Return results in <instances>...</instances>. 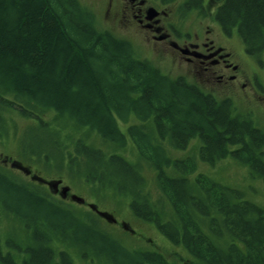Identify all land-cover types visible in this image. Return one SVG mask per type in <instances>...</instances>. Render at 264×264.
<instances>
[{"label":"trees","instance_id":"obj_1","mask_svg":"<svg viewBox=\"0 0 264 264\" xmlns=\"http://www.w3.org/2000/svg\"><path fill=\"white\" fill-rule=\"evenodd\" d=\"M220 1L217 21L226 31L236 30L249 57L259 58L264 0ZM153 58L99 29L94 13L79 0H0V140L8 132L9 113L32 122L28 128L48 132L49 150L33 133L27 140V128L20 153L66 170L93 192L107 188L128 197L134 217L181 245L191 258L187 264H264V209L239 189L203 174L189 180L196 158L172 153L196 140L202 163L230 158L264 190V131L252 117L236 114L229 101L167 77L168 70ZM133 119L140 124L121 129ZM127 146L134 148L136 162L120 154ZM143 167L152 169L161 202L147 192ZM30 194L0 178V202L24 216L27 229L32 225L39 236L63 235L60 241L34 239L29 264L57 256L60 264H74L67 252L54 256L60 242L88 264H170L155 251L127 248L94 223L85 227L78 216Z\"/></svg>","mask_w":264,"mask_h":264},{"label":"flooded vegetation","instance_id":"obj_2","mask_svg":"<svg viewBox=\"0 0 264 264\" xmlns=\"http://www.w3.org/2000/svg\"><path fill=\"white\" fill-rule=\"evenodd\" d=\"M103 5L109 23H115L119 29L136 37L140 43L141 56L154 57L153 61L157 62L159 69L168 70L165 74L167 77L182 79L213 99L229 101L232 105L235 98H243L240 96L249 87L259 100H264L259 95L263 90L261 83L255 76H247L246 69L235 61L232 46L236 45L235 40L238 38L236 30L226 31L217 21L220 0H197L195 3L192 0H103ZM192 17L196 18L191 20ZM204 20L207 22H203ZM123 36L130 38L126 34ZM127 38L125 39L128 40ZM240 45L243 48L242 42ZM247 56L244 48L241 49L239 57L244 59ZM132 124L139 125L140 122L133 119V123L127 122L124 129ZM127 140L130 142L129 138ZM19 154L24 157L20 149ZM195 158L198 161V149ZM198 174L203 173H197L196 169L189 180H193ZM0 178L28 194L33 192L30 195L46 200V204H52L73 219L78 216L79 223L85 227L94 223L101 232L114 237L102 228L108 223L116 222L111 218L110 221L103 218L105 212L97 209L91 201L86 202L71 187L66 186L62 179H44L18 160L5 155L0 157ZM89 189L91 195L98 196L90 187ZM0 205V264H29L32 252L36 250L32 243L34 239L60 241L63 237L61 234L36 235L32 225L27 229L24 216L5 207L6 210L3 202ZM61 250L71 254L74 264L76 258L82 264H88L76 255L74 247L69 246L68 249L61 242L53 250L54 256ZM52 259L46 264H60L58 256Z\"/></svg>","mask_w":264,"mask_h":264},{"label":"rangeland","instance_id":"obj_3","mask_svg":"<svg viewBox=\"0 0 264 264\" xmlns=\"http://www.w3.org/2000/svg\"><path fill=\"white\" fill-rule=\"evenodd\" d=\"M86 8L91 10L97 21V27L101 30H105L113 33L116 37L130 40L132 45L137 48L139 52L140 43L138 39L125 30L119 29L115 23L110 22L106 18L104 10L103 0H79ZM196 17H192L194 20ZM208 20V19H206ZM204 20L203 22H207ZM212 25L211 22H208ZM120 27L119 23H117ZM110 25V28H109ZM121 28V27H120ZM122 33V35L120 34ZM236 45L233 44V54L235 55V61L241 63L244 69H246L247 76L254 77L262 85V91L259 93L260 96L264 97V51L257 59H253L249 56L247 58L241 59L239 53H241V41L236 38ZM239 43V44H238ZM142 53V51H141ZM167 71V69H166ZM249 86V85H248ZM243 98H235L234 100V110L238 115H245L252 117L254 123L264 131V100H259L255 92L249 87L244 92ZM44 118L50 119L49 115L44 116ZM8 119V132L0 141V157L8 156L10 159L18 160L23 166H26L30 171L37 173L44 179H54L61 177L63 183L66 186L72 188V190L79 195L81 198L85 199L89 203L91 201L95 204V207L103 212H105L109 217L116 223H108L106 227L103 226V231L111 233L115 238H117L122 244H124L129 249H138L151 252H157L161 254L170 264H187L191 258L187 254L185 249L181 245H174L170 243L157 228L150 223H146L142 220L137 219L132 214L129 209V198L120 197L118 194H114L110 190L94 192L98 196L91 195L89 192V187L86 183L79 178L70 175L66 170L56 171L51 168L44 167L40 161L36 159H31L30 157H21L19 154V142L22 139V133L32 125L29 120L20 117L17 113H9L7 115ZM125 124H121V129L124 130ZM29 134H26L27 140L28 136L33 133L37 138V143H42L49 150L51 143L49 142V133H43L36 129V127L28 128ZM77 136V134H76ZM32 141V140H31ZM90 144L101 147V142L97 139L92 140L89 137ZM35 145V143L32 141ZM199 144L196 141L191 142L186 150L178 151L174 150L172 153L176 158H184L186 156H197V149ZM124 158L128 161L136 162L137 156L134 148L132 146H127L125 150L120 152ZM173 157V156H172ZM196 161V160H195ZM197 173H203V175L208 178L215 180L221 184L230 185L233 188H237L244 193L246 200L262 207L264 209V190L262 184L258 179L251 177L248 170L227 158L217 162L213 166L206 165L202 163L199 159L196 161ZM142 174L145 177L146 189L151 198L154 201H160L161 197L155 187L154 183V173L152 169L143 167ZM113 178V177H112ZM111 178V179H112ZM112 183L116 179L110 180ZM116 195V196H115ZM123 225L125 227H119ZM80 261V260H79ZM76 260L77 264H82V262Z\"/></svg>","mask_w":264,"mask_h":264}]
</instances>
